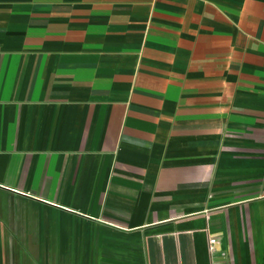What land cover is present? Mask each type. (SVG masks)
Returning a JSON list of instances; mask_svg holds the SVG:
<instances>
[{"label":"crops","instance_id":"crops-1","mask_svg":"<svg viewBox=\"0 0 264 264\" xmlns=\"http://www.w3.org/2000/svg\"><path fill=\"white\" fill-rule=\"evenodd\" d=\"M37 233L264 264V0H0V264Z\"/></svg>","mask_w":264,"mask_h":264},{"label":"rangeland","instance_id":"rangeland-1","mask_svg":"<svg viewBox=\"0 0 264 264\" xmlns=\"http://www.w3.org/2000/svg\"><path fill=\"white\" fill-rule=\"evenodd\" d=\"M28 236H30V240L32 241V250L30 251V253H32V260H34L37 264H61L62 250L58 247L59 244L57 243V235L48 236L45 235L44 233L42 234L37 233ZM46 237L49 239V244L51 245L49 249H46L45 247ZM74 242L75 240L73 241V243ZM4 252H8V251H3L0 249V263L4 262V257H2V253ZM64 252L66 253L67 257L68 255L70 258L76 257L75 249L72 251H63V253ZM73 261H75V259L72 260V264H75ZM68 262L71 263V259Z\"/></svg>","mask_w":264,"mask_h":264},{"label":"built area","instance_id":"built-area-1","mask_svg":"<svg viewBox=\"0 0 264 264\" xmlns=\"http://www.w3.org/2000/svg\"><path fill=\"white\" fill-rule=\"evenodd\" d=\"M208 243H209V250L213 251L216 243V238L214 236L209 237Z\"/></svg>","mask_w":264,"mask_h":264}]
</instances>
